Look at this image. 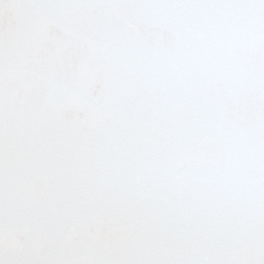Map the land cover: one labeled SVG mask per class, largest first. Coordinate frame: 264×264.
I'll return each instance as SVG.
<instances>
[{"label": "snow or ice", "instance_id": "obj_1", "mask_svg": "<svg viewBox=\"0 0 264 264\" xmlns=\"http://www.w3.org/2000/svg\"><path fill=\"white\" fill-rule=\"evenodd\" d=\"M0 264H264V0H0Z\"/></svg>", "mask_w": 264, "mask_h": 264}]
</instances>
